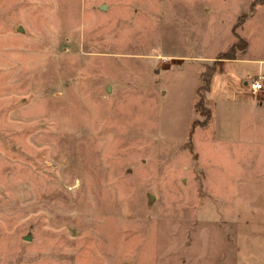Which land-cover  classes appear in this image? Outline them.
<instances>
[{
    "label": "rangeland",
    "instance_id": "rangeland-1",
    "mask_svg": "<svg viewBox=\"0 0 264 264\" xmlns=\"http://www.w3.org/2000/svg\"><path fill=\"white\" fill-rule=\"evenodd\" d=\"M257 57L264 0H0V264H264Z\"/></svg>",
    "mask_w": 264,
    "mask_h": 264
},
{
    "label": "crops",
    "instance_id": "crops-1",
    "mask_svg": "<svg viewBox=\"0 0 264 264\" xmlns=\"http://www.w3.org/2000/svg\"><path fill=\"white\" fill-rule=\"evenodd\" d=\"M245 50V48H244ZM231 60V59H230ZM238 60H245L244 58H238L236 57L235 59H232L231 61L235 62V61H238ZM253 61H255L254 63L257 64V76L260 75V76H263L264 75V69L261 67V65L264 64V58H261V57H257L256 59H254ZM262 84V89L259 90L258 92L252 94L250 92V90L247 88V90L244 91V96H250L251 97V100L249 101H244V104H241V106L243 107H246L247 108V111L248 109L252 112H261L264 114V86H263V83L261 82ZM238 143L241 144V146L244 144V140L243 139H239L237 138L236 140ZM248 141V139H247ZM245 144H248V142H245ZM243 148V147H242ZM239 147L237 148V151H238ZM234 150H235V147H234ZM242 150V149H241ZM229 153L230 155L233 154V151L231 150H228L226 148V152L225 154ZM234 155L236 156V152H234ZM226 178V181L229 180L228 178V175L226 174L225 176ZM238 182L235 181V185H237ZM242 236H243V233H241V235L239 236V238L241 237V241H242ZM240 240V239H239ZM239 249V254H238V257L240 259L241 262H246L244 259L245 258H248L246 256H244L243 254V247L241 245V242H240V247H238Z\"/></svg>",
    "mask_w": 264,
    "mask_h": 264
},
{
    "label": "built area",
    "instance_id": "built-area-1",
    "mask_svg": "<svg viewBox=\"0 0 264 264\" xmlns=\"http://www.w3.org/2000/svg\"><path fill=\"white\" fill-rule=\"evenodd\" d=\"M260 78H261V76L258 75L255 79H252L248 83V89L250 90V92L252 94H254V93H256L262 89V84H261Z\"/></svg>",
    "mask_w": 264,
    "mask_h": 264
},
{
    "label": "trees",
    "instance_id": "trees-1",
    "mask_svg": "<svg viewBox=\"0 0 264 264\" xmlns=\"http://www.w3.org/2000/svg\"><path fill=\"white\" fill-rule=\"evenodd\" d=\"M224 58H227V57H224ZM206 115V114H205Z\"/></svg>",
    "mask_w": 264,
    "mask_h": 264
}]
</instances>
